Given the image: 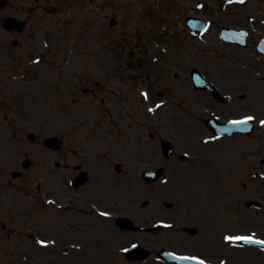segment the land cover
Listing matches in <instances>:
<instances>
[{
  "label": "rangeland",
  "instance_id": "obj_1",
  "mask_svg": "<svg viewBox=\"0 0 264 264\" xmlns=\"http://www.w3.org/2000/svg\"><path fill=\"white\" fill-rule=\"evenodd\" d=\"M39 1L41 2V0ZM196 1L158 0L152 10L150 8L153 4L152 0H63L65 9L56 16L50 17L51 15L48 14L44 18L45 14L40 10L35 11L33 20L37 21V25H39V21H43L44 28H30L35 33L33 36L35 40L33 41L27 37L25 42L30 43L32 41V43L28 44V48L24 52L29 56L42 54L39 66L34 69L37 73L39 72L38 74H42V71H49L53 74V79L58 77L57 75L62 77L63 74H68L69 84L66 87L68 86V91H70V107H63L62 105L45 106L44 102H42L44 98L41 99L39 96L37 130L46 131L48 129V116L50 115L53 116L54 124L51 132L57 133L58 131H63L67 117L70 116L71 119L90 118L97 113L98 109L96 106L99 107V100L91 107L82 108L83 104H88V102L95 100L91 95L86 96L81 92V88L86 81L84 74H90L91 83L95 80L102 81L104 88L107 90L118 86L119 83L121 90H117L118 97L116 98L123 96L127 97L129 101L134 100L135 107H137L138 104L136 102L140 100L137 89L145 87V85H139L138 83L142 75L147 76L151 81L160 77L162 78L161 81H166L169 86L172 85L168 89H174V74L189 72V65H192L193 62L199 68L209 69L211 67L206 66V64L207 59L210 57L212 59V57L217 58L227 54L228 58L231 53L229 50L225 49L226 52H224L216 49L217 43L212 38L213 28L205 37L203 36L204 38L190 37L187 34L183 37L179 36L177 32H173L172 35L167 34V36L161 37V44L156 42L158 40H151L158 36L156 28L159 25L167 23L168 25L172 24L179 27L186 14L195 13V11H191L193 7L198 14L204 16L214 15L219 23L228 22L227 16L232 17V20L241 19L242 21L243 16L238 11L218 12L217 15V12H215L216 7L213 3L214 0H212V4L206 2V6L199 10L195 8ZM253 5L258 8L257 11L264 9V4H262L261 0H255ZM161 14H165L164 19L159 17ZM111 17L117 20L115 25L112 26L110 25ZM47 21H55L56 27L59 26V32L56 37H52V33L56 30L49 29V25H45ZM149 27H151L152 31L154 30V33L151 34L150 40L142 41L138 37L143 32H148L147 28ZM145 36H148V34L146 35L145 33ZM52 38H58V40ZM49 41L52 45L55 44L53 46L50 45L49 50L46 52ZM153 42L156 43L153 44ZM160 45L166 49L162 62L158 59H153L158 56ZM15 52L18 53L17 50ZM43 54L46 55L44 56ZM64 55L69 58V66H62L61 64ZM218 59L223 60L224 58ZM236 62H245L248 65V69L256 68L253 67V63L249 59L236 60ZM133 68H137L140 71L141 78H137L136 73L130 72L129 69ZM208 74L210 77L214 76L211 73ZM51 78L50 76L40 75L36 82L38 89L43 85L41 82ZM186 79L184 81L185 84L188 82ZM128 81L135 84L132 89L124 88L129 84ZM179 83L180 81L176 83L178 88H180L178 86ZM13 85H15V80ZM50 87H53V92L55 93L53 100H57L61 95L59 92L65 89L61 83L57 84L55 81ZM188 93L189 90L187 88H185L184 92L177 90L175 95L167 93L169 103L166 105V113L169 118L178 117L179 108L177 107L180 106V103L177 100L185 97L187 99L190 96ZM261 95H264V93ZM155 99L152 98L151 102ZM73 100L76 102L74 103ZM139 108L142 107L139 106ZM244 110L246 108L242 107L239 112ZM151 118L153 117L151 116ZM235 148L237 146L233 147V149ZM193 191L192 189L188 190L190 193ZM211 196L212 194L209 190L201 189L199 198L203 202H206ZM14 250V248L9 247L4 256H2L0 264H6L10 260L14 261ZM16 257H18V254Z\"/></svg>",
  "mask_w": 264,
  "mask_h": 264
},
{
  "label": "flooded vegetation",
  "instance_id": "obj_2",
  "mask_svg": "<svg viewBox=\"0 0 264 264\" xmlns=\"http://www.w3.org/2000/svg\"><path fill=\"white\" fill-rule=\"evenodd\" d=\"M25 31V26L19 25L18 26V33L22 34ZM1 35V31H0ZM17 43V42H16ZM22 70L28 72L30 69L23 68ZM3 82V81H2ZM32 80L31 79H23L17 95L15 94V88L11 85H4L3 83H0V104L4 103V101L8 100L11 102H19V105H26V104H34V100L36 96L34 94H30L28 92V89L31 87ZM1 106V105H0ZM29 138V137H28ZM17 157L14 159L13 163L11 164L12 168L10 171V175H12V172H17L19 175V179L22 180L23 177L28 175V178L30 180H37L38 178V172L36 173V170L33 169V160L31 157H34L36 146L35 142L30 140H23V138H20L17 140ZM70 145V143H69ZM88 148H82L79 152L85 153L91 152L92 155L88 158H85L82 154L80 155H72L71 151L69 150V153L65 152L62 156V160L64 161V167H63V176L61 179L62 184V190H63V197L61 201L68 204V207L65 209L66 212H68L69 216L76 222L77 221V215L80 214H89L91 217L95 216L94 211L91 209V207L86 202H92L96 204L101 209L105 210H112L117 211V205L113 203V205L106 201L103 202L102 199L98 197V190L105 188L106 190H110V192H113L115 190L116 184L115 181L111 176H107L106 183L103 184L100 177L103 176L104 170H107L111 166H113L114 159H118V149L116 148V144L111 145H105L104 149H91L92 146L91 143H89ZM76 153V152H74ZM38 158H36L37 161ZM55 160L54 162H56ZM76 167L82 168V170H85L87 172V181L85 184H83L80 187L73 188L69 187L67 185V179H71L72 177H76L77 171L75 170ZM59 171V170H58ZM7 176V175H6ZM6 176H0V186L4 185L3 181L10 180L9 178H6ZM53 178L58 177V173H54L51 175ZM21 186H17L16 188L22 189L24 187H30V185L27 182H20ZM37 188H33L32 191H35ZM36 192V191H35ZM32 198L34 199L33 203L37 204V199L35 193H33ZM56 201H60L57 197H54ZM145 206L141 207V210ZM98 229V228H97ZM97 229L92 231L94 234H97ZM101 231H107V230H101ZM149 243H154L157 238H151L148 236L145 239ZM198 243V241L196 240ZM203 258H208L207 253L204 251L198 253Z\"/></svg>",
  "mask_w": 264,
  "mask_h": 264
},
{
  "label": "snow or ice",
  "instance_id": "obj_3",
  "mask_svg": "<svg viewBox=\"0 0 264 264\" xmlns=\"http://www.w3.org/2000/svg\"><path fill=\"white\" fill-rule=\"evenodd\" d=\"M241 3H243V0H240ZM253 117L251 116H248V117H245L243 120H240V121H232V123L236 124V123H247L248 121L252 120ZM261 124L264 125V121H261ZM226 240H229V241H234V240H246V241H251L252 240V237H247V236H236V237H225ZM258 243L260 244H264V241H257ZM43 243V242H41ZM181 259H195V257H181ZM200 264H204L203 261L200 262Z\"/></svg>",
  "mask_w": 264,
  "mask_h": 264
}]
</instances>
